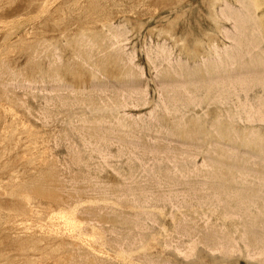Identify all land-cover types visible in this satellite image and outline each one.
<instances>
[{
	"label": "rangeland",
	"instance_id": "374dc122",
	"mask_svg": "<svg viewBox=\"0 0 264 264\" xmlns=\"http://www.w3.org/2000/svg\"><path fill=\"white\" fill-rule=\"evenodd\" d=\"M263 218L264 0H0V264H264Z\"/></svg>",
	"mask_w": 264,
	"mask_h": 264
},
{
	"label": "bare ground",
	"instance_id": "6f19581e",
	"mask_svg": "<svg viewBox=\"0 0 264 264\" xmlns=\"http://www.w3.org/2000/svg\"><path fill=\"white\" fill-rule=\"evenodd\" d=\"M250 2H251V1H250ZM252 7H253V6H252ZM213 66H214V65H213ZM211 67H212V66H211ZM214 67H215V66H214ZM214 67H213V68H214ZM215 68H217V67H215ZM211 73H212V72H211ZM213 78H214V77H213ZM190 80H191V79H190ZM209 81H211V80H209ZM187 82H188V81H187ZM190 82H191V81H190ZM206 82H207V81H206ZM212 82H213V80H212ZM191 83H192V82H191ZM197 83H198V82H197ZM81 88H82V87H81ZM219 154H220V153H219ZM223 155H224V154H223ZM219 156H220V155H219ZM217 159H218V157H217ZM219 159H221V158H219ZM222 159H223V158H222ZM222 159L219 160V161H216V162H219V164H221V163H222L221 161L224 162V159H223V160H222ZM228 159H229V158H227V160H228ZM215 160H216V159H215ZM227 160H226V161H227ZM213 161H214V160H213ZM229 161H230V160H229ZM229 161H228L227 163H229ZM234 161H235V160H234ZM216 162H215V163H216ZM220 162H221V163H220ZM224 163H225V162H224ZM230 163L233 164L232 160H231ZM230 163H229V164H230ZM213 164H214V162H213ZM225 164H226V163H225ZM229 164H226V165H229ZM235 164H236V162H234V165H235ZM230 165H231V164H230ZM230 165H229V166H230ZM236 165L239 166V164H236ZM236 165H235V166L232 165V167H230V170H231V168H233V167H236V168L239 169L240 166L237 167ZM214 166H215V164H214ZM217 166H218V165H217ZM217 166H215V167H217ZM222 166H223V164H222ZM222 166H221V167H222ZM218 167H219V166H218ZM224 167H225V166H224ZM227 168H229V167H227ZM217 169H218V168H217ZM220 170H221V169L219 168L218 171H220ZM222 170H226V169H225V168H222ZM230 170H228V171H230ZM234 170H235V168H234ZM236 170H237V169H236ZM236 170H235V171H236ZM218 171L216 170V172H218ZM226 171H227V170H226ZM226 171H225V173H227ZM220 172H221V171H220ZM220 172H218V175L220 174ZM222 173H223V175H224V172H223V171L221 172L220 175H222ZM228 173H230V172H228ZM244 173H245V172H244ZM254 173L256 174V172H254ZM238 175H239V174H238ZM241 176H242V175H241ZM219 178H220V177H219ZM237 180H238V179H237ZM228 183H229V182H228ZM223 184H224V183H223ZM221 185H222V184H221ZM231 185H232V184H231ZM221 187H222V186H221ZM233 191H234V190H233ZM242 191H243V190H242ZM222 192H223V191H222ZM239 195H240V193H239ZM242 196H243V195H242ZM246 196H247V195H246ZM240 197H241V196H240ZM244 197H245V196H244ZM249 197H250V196H249ZM238 201H239V200H238ZM245 205H246V204H245ZM230 210H231V209H230ZM240 211H241V210H240ZM228 213H229V212H228ZM256 217H257V216H256ZM259 219H260V218H259ZM263 219H264V218H263ZM263 219H262V221H263ZM260 221H261V220H260ZM246 229H247V228H246ZM249 229H250V227H249ZM252 229H253V228H252ZM247 231H248V230H247ZM247 231H246V232H247ZM250 231H252V230H250ZM250 231H249V232H250ZM250 233H251V232H250ZM250 233H249V234H250ZM251 235H252V233H251ZM251 235L249 236L250 239H252V238H251ZM258 235H260V233L257 234V235H255L254 232H253V236L256 237V236H258ZM262 236H264V234H263ZM247 237H248V236H247ZM255 237H254V239H255ZM258 238L260 239V236L256 237L255 240H257ZM261 238H262V237H261ZM250 239H249V240H250ZM259 239H258V240H259ZM252 241H254V240L252 239ZM255 242H256V241H255ZM258 242H259V241H258ZM252 243H253V242H252Z\"/></svg>",
	"mask_w": 264,
	"mask_h": 264
}]
</instances>
